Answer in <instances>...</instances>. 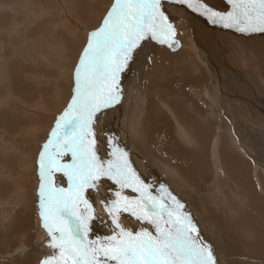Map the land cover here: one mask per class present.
Instances as JSON below:
<instances>
[{
  "label": "rangeland",
  "instance_id": "obj_1",
  "mask_svg": "<svg viewBox=\"0 0 264 264\" xmlns=\"http://www.w3.org/2000/svg\"><path fill=\"white\" fill-rule=\"evenodd\" d=\"M113 2L114 0H42L38 2L0 0V18H6L5 22L4 20L0 22V264H31V262L32 264H39L41 259L53 252L51 248L47 247L49 237L41 227L39 218V153L55 125L56 118L64 111L71 100L74 86L73 69L86 43L87 34L99 26L103 16ZM214 26L216 29L213 27V32L211 33L217 38L219 44L211 42V45L221 48L224 43L221 40L224 37L222 26ZM236 33L239 34V32ZM250 34L261 37L264 33ZM250 34L240 33V38L244 35L252 39L253 37ZM188 36L190 39H187ZM174 39L181 44L180 48L176 51H171L168 45L164 44L163 48H165L166 53L173 58L177 56L176 54L183 51V55L189 61L186 60L191 65H195V70H192L189 74V81L191 79H205L206 82L200 85V87L202 86L201 88L194 85L190 86L186 76H183V78L177 72L172 71L170 65L173 63H169V66L163 64L166 67L161 68V71L163 76H166L162 77L161 82L167 84L172 80L167 85H176L174 87H177L176 89H179L183 94L187 93L188 95L190 93L191 101L187 100V98L182 99V104H184L182 107L188 112H186L187 114L193 115L197 121L198 126L196 129L200 132V135L203 132L206 133V138L208 139H205L208 143L206 140L203 141L205 145L203 147L205 148V153L203 154L205 155L208 151L206 155L209 156H206V158H204V155V157L200 156V143L197 142L199 144H196L197 148L190 144L191 147L185 141L184 136L182 139L179 137L178 144H172L171 148L167 147V142L165 143L164 141L165 131L159 133L160 129H158L156 143L152 142L154 146L150 145L149 148V152L152 155L149 156L151 161L148 162V158L144 155V147L140 146L139 142L137 143L138 138L134 139V131L136 130L140 141L143 140V133L137 130L138 120L135 115H132L131 120L130 118L125 119L127 126H122L123 130L127 129L126 133H128L126 144L124 140L125 132L118 133L121 123L118 125L114 123L115 126L111 125L109 119L112 116L108 114L102 115L96 124V126H99L96 129L98 141H100L99 135L104 133V144L98 145V154L102 159H110L108 153L111 149L107 145V135L111 134L113 127H116L115 136L112 137L113 141H117L115 144L129 153L133 168L142 180L152 186V193L157 195L156 190L161 184L165 185L179 200L181 198L180 201L184 204L185 211L189 210L187 203L190 200L189 198H191L190 196H192L191 190L187 187L188 183L191 184V180H187L190 179V176L187 174V164L185 165V163L189 164L192 162L191 159H201L203 157L198 162L206 165L205 167L208 166L207 163L211 164L206 168V171L203 169V173H209L207 176L211 177L216 167V161H214L216 160V155L221 158V154L218 155L217 153L222 144L226 145L224 146L225 150L229 149V151L227 149V153L233 150V153H230H235L237 154L236 156L239 155L240 159L248 162L252 169L259 173L258 175H262L258 184L264 187V148L257 145V142L264 145V42L256 41L255 45L257 47L241 42L245 46L240 48L244 50V55L240 50V53L236 54V56H240L239 58L242 57L243 59L249 58L243 64L239 59L235 60V62L233 60L234 54L224 53L225 50L223 49H217V52L208 50L209 53L204 48L195 49L192 29L185 27L183 20H181V29H176ZM206 39L209 40L210 37ZM188 49L193 51L190 53ZM195 50L197 55L194 53ZM205 56H208V64L204 61V58H207ZM229 57L232 59L228 61ZM231 63L234 65H227ZM226 68L229 69L227 70ZM170 73L175 74L174 77L173 74L169 76L171 75ZM235 73H239V75ZM191 75H194V77ZM240 75L241 81L239 79ZM165 78H169L167 79L168 81ZM228 78L229 80H227ZM260 83L262 84L261 86ZM178 84L182 85L183 88ZM183 85H186V87ZM225 88H228L227 91ZM182 90L185 91L182 92ZM145 92L146 94L141 92L143 106L141 105V112H138L140 119L146 118L147 100L154 99L156 102L157 99L154 98V95L161 96V93H150L148 89H145ZM167 98L176 100L170 97ZM138 100L141 103V99L138 98ZM220 102H224L229 109H222ZM197 107L198 110L195 112L194 110ZM167 111L166 115L172 122V112L169 108ZM222 126L227 127L223 128ZM141 127L147 130L149 126ZM181 127L186 129V126ZM210 128H215L217 131L215 129L210 130ZM222 128L224 131H222ZM200 129L203 131L201 132ZM215 131L217 136L220 135L219 137H215ZM208 132L210 133L209 136ZM129 133L133 138L129 139ZM159 137L160 139H158ZM213 137H215V141L212 140ZM209 138L211 139L210 141ZM211 141L212 143H210ZM213 142L216 143L214 144ZM227 142L230 143V146H227ZM164 145L168 149H165ZM187 145L190 146L188 147L189 149ZM180 146L186 150L192 149L190 152L194 154L180 155L179 149H182ZM198 148H200V151ZM212 148H215V151ZM195 149L199 151V154ZM170 152L173 153L171 154ZM178 163L181 168H179ZM167 166L174 169L171 170ZM177 169L186 173H179ZM257 173L253 174L254 179ZM255 174L256 176H254ZM175 175L176 178H174ZM178 177L181 178L179 179ZM172 178H174L173 180L176 179V181H173ZM55 179L59 186L63 183L67 187L66 178H63L61 174L57 173ZM110 186L115 190V185H111L110 181H102L95 192L89 190L86 193L94 206L96 216V219L91 223L90 239L111 234L110 220L100 204L102 198L110 195L108 192ZM212 190L210 191L212 192ZM124 194L136 195L129 189H125ZM178 194L179 196H177ZM193 221L197 226L199 225L196 219H193ZM121 223L125 227H139V224L128 217L126 213L121 215ZM23 224L27 226L32 241L29 240L28 234H26L28 232Z\"/></svg>",
  "mask_w": 264,
  "mask_h": 264
},
{
  "label": "snow or ice",
  "instance_id": "obj_2",
  "mask_svg": "<svg viewBox=\"0 0 264 264\" xmlns=\"http://www.w3.org/2000/svg\"><path fill=\"white\" fill-rule=\"evenodd\" d=\"M165 0H114L101 23L87 34L73 69L71 100L56 118L39 153V218L52 254L39 264H217L184 204L161 184L152 186L133 168L129 153L107 137L110 159L98 154L96 124L121 102V74L151 39L178 47L176 29L163 10ZM236 32L264 33V0H226L223 10L201 0H167ZM68 158V159H66ZM66 178L67 187L56 182ZM102 181L115 190L100 204L111 234L89 238L95 209L86 193ZM129 189L136 195H125ZM139 224L125 227L121 215Z\"/></svg>",
  "mask_w": 264,
  "mask_h": 264
},
{
  "label": "bare ground",
  "instance_id": "obj_3",
  "mask_svg": "<svg viewBox=\"0 0 264 264\" xmlns=\"http://www.w3.org/2000/svg\"><path fill=\"white\" fill-rule=\"evenodd\" d=\"M9 1L12 2L14 0H9ZM36 1L38 2V1H42V0H29V2H36ZM201 2H205L209 6H212V7L216 8L217 10H223L227 6L226 0H201ZM73 7H76V6H73ZM163 10H164L165 14L169 17L170 22H172L174 24V27L176 29H181V20L184 21L185 27H190L192 29L193 43H194L195 49L204 48V50H206L207 52H208V50H213V51L217 52V49H223V50H225L224 53L226 52V53L234 54V57H233L234 61L235 60L237 61L239 59L240 62L245 64L249 58L243 59L242 57L239 58L240 56L239 57L236 56V54L240 53V50H241L240 48L245 47L244 44H242V43L246 42L247 45L250 44V46H253V45H255L256 41L264 42V34H262L261 37L255 36L254 34H250V36L253 37V38L251 37L252 39H249V38L245 37L244 35H242V38H240V33L238 34L231 29L228 30V29H225L222 27L221 29L224 33V37H222L221 40L224 43L222 44L221 48H218L215 45H211V42H214L216 44H219V43L217 42V38L215 36H213L211 33V32H213V27L215 28V26L210 24L207 21L206 17L200 15L198 12H193L191 9H188L184 5L169 3V2H167V0H165V2L163 4ZM76 11H77V9H76ZM5 19H4V17L3 18L1 17L0 22H3V20L5 22ZM5 25H6V23H5ZM186 33H188V32H186ZM214 33L216 34V32H214ZM34 35H36V34H34ZM245 35H247V34H245ZM207 37H210V39L209 40L206 39ZM187 39H190V37L188 36ZM180 45L181 44L179 43L178 48H180ZM163 47H164V44L157 43L156 41L151 40V39H147V40L142 42V47H141V49L138 50V54L129 63L128 68L121 74V87H122V91H123L121 102L118 105L114 106L113 108L108 109L105 114L112 116V118L109 119L111 122L110 123L111 125L115 126L114 123H117V125L119 123H121V126H119V129H118L119 130L118 133L121 134L122 131L125 132V135L123 133L122 134L125 136V137L124 136L123 137H124L126 144L128 141V135H127L128 133H126L127 129L123 130L122 126H127V122H125V119L130 118V120H131L132 115H135L136 119L138 120V126L136 124L137 130L143 133V140L140 141V137L138 136V132L136 130L134 131V139L138 138L137 143L139 142V145L140 146L142 145L144 147L143 148L144 155L148 158V162L151 161V160H149V158H150L149 156L152 155L149 152V150H150L149 148H150V145L154 146L152 144L156 143L155 140L157 138L158 129H160L159 133L165 131L164 132V141H165V143L167 142V144H166L167 147L172 146V144H178L179 143V137L181 139L185 137V141L188 143V145L192 144L193 146H195L197 148V145H199L198 143H200V145H199L201 148V155L200 156H203L204 155L203 153H205V151H204L205 148H203L205 145H204L203 141L208 139V138H206V133L203 132L200 135V132L197 131V129H196L198 126L197 121L195 120L193 115L187 114L188 112L185 110V108L182 107L184 105V104H182V99L187 98V100L191 101V96L189 95L190 93H188V95H187V93L183 94L179 91V89H176L177 87L176 88L174 87L176 85H172V84L167 85V84H170V82L172 81L171 79H170L171 81L167 84H165L164 82L163 83L161 82L162 77L166 76V75L163 76V72L161 71V68H165L166 65L169 66L168 65L169 63H171V64L173 63L172 65H170V68L172 69V71L177 72L178 75H180L181 77L186 76L187 77L186 80L188 78H190L189 74L191 73V71L195 70V65H191L188 62L189 60L186 58V56L183 55V51L176 54L178 57L175 56L172 58L166 53L165 48H163ZM254 47H257V46L255 45ZM169 49L171 50V48H169ZM176 50H178V49H176ZM176 50H171V51H176ZM188 51H190V50L188 49ZM192 51H190V53ZM243 51L244 50H241L242 54H243ZM246 51H247V49H246ZM194 53H195V55H197L196 50L194 51ZM198 53H199V51H198ZM257 53H259V52H257ZM205 57H207V58H204V61H206V63L208 64V56H205ZM259 57H261V56L259 55ZM212 58H213V56H212ZM229 59H232V58L229 57L228 61H229ZM225 60H227V59H225ZM225 60H223V61H225ZM263 60H264V58H263ZM163 64H166V65H163ZM193 64H195V63H193ZM227 65L230 66V65H234V64L231 63V64H227ZM259 65H260V63H259ZM259 65H258V67H260ZM197 72H198V70H197ZM172 74L171 75L168 74V75L172 76ZM235 74H237V73H235ZM174 75L175 74H173V77H174ZM237 75H239V73ZM196 76L198 77L197 73H196ZM192 77H194V75ZM240 77H241V75L239 76V79H240ZM170 78H172V77H170ZM175 78H174V80H175ZM177 78H178V76H177ZM230 78H231V76H230ZM165 79L167 80L169 78H165ZM246 79H248V78H246ZM227 80H229V78ZM188 81H189V79H188ZM236 81H237V79H236ZM240 81H241V79H240ZM240 81H238V82H240ZM189 82H190V86L194 85L195 87L196 86L200 87V85L205 83L206 80L205 79H200V80L191 79V81H189ZM179 83H180V80H179ZM186 84H187V82H186ZM206 85H208V83H206ZM206 85H204V86H206ZM250 85H251V83H250ZM261 85L262 84L260 83V86ZM183 86L186 87V85H183ZM180 87L183 88L182 85ZM145 89H148V91L150 93H153V92L154 93H161V96L160 95L159 96L154 95V98L157 99L156 102L154 99L153 100H149V99L147 100L148 104H147V108L145 110L146 118L140 119L138 112H141V105L143 104L142 98H141V96H142L141 92L143 94H146ZM191 89H190V91H191ZM227 89H226V91H227ZM259 90H261V89H259ZM184 91L182 90V92H184ZM193 91H195V90L193 89ZM233 93H235V92H233ZM221 94H223V93H221ZM167 97L174 98L176 100L174 101V100L168 99ZM138 98L141 99V103L139 102ZM227 98H229V97H227ZM255 99H256V97H255ZM230 102H231V100H230ZM220 106L222 109L223 108L226 110L229 109L224 104V102L223 103L220 102ZM168 108L172 112V114H171L173 117L172 122L169 120V118L166 115V113H168V111H167ZM197 110H198V107L195 108L194 111L197 112ZM131 124H133V123H131ZM141 126H149V127L147 130H144ZM153 126H155L157 128H155V127L153 128ZM181 126H186L185 127L186 129H183ZM98 127L99 126H96V129ZM224 127H227V126H224ZM175 128H176V130H175ZM199 128H200V126H199ZM204 128H205V126H204ZM223 128H222V131H224ZM212 129H215V128H212ZM212 129L210 128V130H212ZM225 129H227V128H225ZM116 130H117L116 127H113L112 131L110 132L111 134H109V135L106 134V135L108 137L109 136L114 137ZM207 130H208V128H207ZM215 130L217 131V129H215ZM218 130H219V128H218ZM220 130H221V128H220ZM200 131H201V129H200ZM209 134L210 133L208 132V136H209ZM103 135H104V133L99 135V139H100V141H98L99 146H100V144L101 145L104 144ZM214 135H215V133H214ZM158 136H161V135H158ZM216 136H217V132H216L215 137ZM219 136H217V137H219ZM215 137H213L214 139L212 138L213 141H215ZM131 138H133V137L129 133V139H131ZM158 139H160V137ZM210 140L211 139L209 138V141ZM129 141H131V140H129ZM115 142H117V141H115ZM206 142H207V140H206ZM210 143H212V141ZM213 143L215 144L216 142H213ZM229 144L230 143L227 142V146H230ZM161 145H162V143H161ZM161 145H160V148H161ZM188 145H187V148L191 146V145L190 146H188ZM257 145L264 148V145H261V143H259V142H257ZM166 146L164 148L168 149V148H166ZM224 146H226V145L222 144L218 150V153H217L218 155L221 154V158L219 157L220 158L219 159L217 157V155L215 157L216 160H214V161H216V167L214 169V172H212L213 174L211 177H208L209 175L207 176V174H209V173H207V174L203 173V169H205V171H206V168L211 164L207 163L208 166L205 167L206 165L200 164V162H198L200 158L199 159H196V158L191 159L192 162L189 164L184 162L185 165L187 164V166H186V168L188 170L187 174L190 176L189 177L190 179H187V180H191V184H192L191 185L187 182L188 183L187 187L189 188V190H191L192 196H190L191 198H189L190 199L189 202L185 201V202H188L187 204L189 207V210H186V212H189L192 219H196L198 221L199 225L197 227H198L199 231L201 232L200 235H201L202 239L211 246L213 253H214V256L216 258L217 264H264V187L259 186V184H258V181L259 180L261 181L262 175L261 176L258 175L259 173L255 172V169H252L251 165L248 162L240 159L241 157L239 155L236 156L237 154H235V153L232 154L233 150L230 151L232 153H230V152L227 153L226 151L228 148L225 150ZM181 148L182 149H179L180 155L181 154H183V155H193L194 154L193 152H190L192 149L186 150L183 147H181ZM200 148H198L199 151H200ZM212 149H213V151H215V148H212ZM231 149H233V148H231ZM199 151H197L198 154H199ZM228 151H229V149H228ZM207 152H206V154H208ZM206 154L204 155L205 157L203 156L204 158H206V156H207ZM215 154H216V152H215ZM200 156L198 155V157H200ZM210 158H208V159L210 160ZM185 161H187V160H185ZM212 165H213V163H212ZM179 166H180V164H179ZM179 166H177V167H179ZM182 166H184V164ZM167 167H169V166H167ZM179 168H181V166ZM186 168L184 166L185 170H186ZM169 169H171V168L169 167ZM172 169H174V168H172ZM208 169H210V168H208ZM177 171H179V173L182 172L178 169H177ZM184 173H186V172H184ZM254 173H257V176H256V174L254 175V176H256L255 179L253 178ZM177 176H178V174H177ZM174 178H176V175ZM174 178H172V180ZM184 178H182V179H184ZM173 181H176V179ZM180 181H179V183H180ZM184 182H186V181H184ZM172 184H173V182H172ZM189 185H190L191 189H190ZM60 186L65 187L66 185L61 183ZM170 187H172V186H170ZM259 187H261V188H259ZM210 190H212V192ZM176 191L178 192V190H176ZM182 195L184 196V194H182ZM177 196H179V194ZM185 198H187V197H185ZM91 199L93 200V198H91ZM180 200H181V198H180ZM97 214H98V212H97ZM30 218H32V217H30ZM23 226L28 232L26 234H28L29 240L32 241V238H31V235L29 233L27 226L25 224H23ZM90 233H91V231H90ZM92 237H93V235H92ZM31 264H32V262H31Z\"/></svg>",
  "mask_w": 264,
  "mask_h": 264
},
{
  "label": "water",
  "instance_id": "obj_4",
  "mask_svg": "<svg viewBox=\"0 0 264 264\" xmlns=\"http://www.w3.org/2000/svg\"><path fill=\"white\" fill-rule=\"evenodd\" d=\"M176 40V39H175ZM177 41V40H176ZM178 42V41H177ZM178 46H179V42H178ZM170 48V47H169ZM178 49V47H174V48H171V50H176Z\"/></svg>",
  "mask_w": 264,
  "mask_h": 264
}]
</instances>
